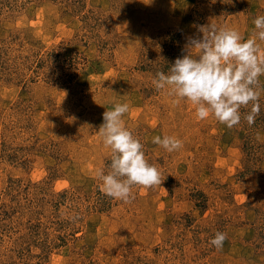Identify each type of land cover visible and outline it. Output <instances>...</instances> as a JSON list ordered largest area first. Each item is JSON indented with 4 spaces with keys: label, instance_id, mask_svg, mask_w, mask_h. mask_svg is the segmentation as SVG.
<instances>
[{
    "label": "rangeland",
    "instance_id": "374dc122",
    "mask_svg": "<svg viewBox=\"0 0 264 264\" xmlns=\"http://www.w3.org/2000/svg\"><path fill=\"white\" fill-rule=\"evenodd\" d=\"M257 15L264 0H0V264H264V88L229 129L152 83L198 26L247 39ZM116 103L163 173L130 203L97 175Z\"/></svg>",
    "mask_w": 264,
    "mask_h": 264
},
{
    "label": "clouds",
    "instance_id": "9594fccd",
    "mask_svg": "<svg viewBox=\"0 0 264 264\" xmlns=\"http://www.w3.org/2000/svg\"><path fill=\"white\" fill-rule=\"evenodd\" d=\"M254 31L245 39L235 28H217L215 24L198 26L197 34L186 37L184 48L166 74L156 73L152 83L157 91L186 99L196 105L199 120L211 114L229 129L242 118L251 126L261 112L260 97L264 86V15L253 20ZM202 34V35H201ZM251 109L241 114V108ZM128 103H116L102 114L99 133L103 144L111 148L110 170L98 172L100 190L107 196L130 203L135 199L133 186L152 188L161 185L163 173L146 159L144 144L124 123ZM152 143L168 152L183 147L175 136H155ZM227 233L217 231L209 243L222 249Z\"/></svg>",
    "mask_w": 264,
    "mask_h": 264
}]
</instances>
